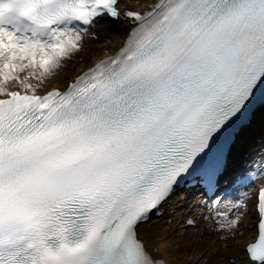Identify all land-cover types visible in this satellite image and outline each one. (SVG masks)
I'll return each mask as SVG.
<instances>
[{
	"label": "snow or ice",
	"instance_id": "6c2138e0",
	"mask_svg": "<svg viewBox=\"0 0 264 264\" xmlns=\"http://www.w3.org/2000/svg\"><path fill=\"white\" fill-rule=\"evenodd\" d=\"M120 3L0 0V264H167L140 226L189 176L222 239L241 223L218 187L234 125L264 104V0ZM121 15L117 54L49 90ZM258 214L245 264H264V188Z\"/></svg>",
	"mask_w": 264,
	"mask_h": 264
},
{
	"label": "bare ground",
	"instance_id": "6f19581e",
	"mask_svg": "<svg viewBox=\"0 0 264 264\" xmlns=\"http://www.w3.org/2000/svg\"><path fill=\"white\" fill-rule=\"evenodd\" d=\"M154 3L155 0H121L119 8L121 12H126L128 10L143 12L150 9ZM132 27L133 24L130 22L129 18L123 15H121L119 19L99 20L98 23L94 25L93 29L94 33L97 34V41L87 39L85 43L87 42L89 44H85V48L81 52L82 58L76 62L69 61L68 66L61 71V74L47 84V88L49 90L52 88L63 89L66 83H70L89 67L94 66L109 56L116 55ZM93 46L95 49L91 51V47ZM254 111V128L252 130H250L249 127L247 128V138L242 137V134L239 136L236 141L238 147H243L247 139H252L256 134H258L257 137L260 139H264V104L256 107ZM257 128H261L259 133ZM244 136H246V133H244ZM258 148H260V154L264 153V142L259 144ZM258 148L257 146L252 147L249 153L257 152L259 150ZM236 149L237 147L234 146L232 148V153H234ZM262 161H264V156L262 157ZM262 184H264V169H262L261 177L258 182L249 186L247 189L240 190L236 195V199L244 201L246 206L241 208L238 213L231 218L236 219L239 217L241 220L238 229L234 232V238L228 240L222 239V237L233 236V230L230 229L228 233L226 232L222 235L219 245H214L218 243L217 241L209 245L211 248L213 247L209 258L206 260H197L195 262L196 264H235L232 262V258H234L236 264H245L246 252L244 248L256 234L255 225L250 227V224L257 219V187ZM182 195V193L172 195L168 198L167 202L163 204L165 212L162 215L155 218L153 217L140 226V237L147 241L149 247L153 249L159 248L167 264H193L191 261L196 257L199 249L198 246H196L197 241H199L197 238H195L193 242H189V245H179V237L185 236V234L182 233L189 230L183 227L182 222L178 224V217L185 213V210L176 208L177 203L184 198ZM223 205L224 203L222 202L221 206ZM170 209H175V212L169 214ZM206 215H210L209 209H206ZM197 216L199 217V219H197L199 230L204 231L203 218L205 214H197ZM186 237L187 235L185 238Z\"/></svg>",
	"mask_w": 264,
	"mask_h": 264
},
{
	"label": "rangeland",
	"instance_id": "374dc122",
	"mask_svg": "<svg viewBox=\"0 0 264 264\" xmlns=\"http://www.w3.org/2000/svg\"><path fill=\"white\" fill-rule=\"evenodd\" d=\"M136 2V1H135ZM94 41H97V39H94ZM86 45L89 43H85ZM95 44V43H94ZM95 48L94 46L91 47V51H93ZM80 58H82V53H80L79 55H77L76 57H74L72 60L79 61ZM71 62H74L72 61ZM211 216L213 217V213H211ZM214 219V218H213ZM170 221V220H169ZM219 225V221L216 222ZM203 224L205 226L206 231H200L199 229L196 228H187L189 230L184 231L182 234H185V236L187 235V237L185 238V236H181L179 237L180 239V246L183 245H189V242H193L195 238H197L199 241H197L196 246H198V252L196 254V257L191 261V263L196 264L195 262L197 260H206L207 258H209L210 254H211V248L209 246V244H214L212 242L217 241L218 243H215L214 245H219V242L221 240V234L222 233H227L230 231V229L228 228H224L223 230H218V228H214L216 229V231H213V228H211V220L209 218H204ZM208 227H210L212 230H209ZM229 230V231H228ZM204 233V235H203ZM203 235V236H202ZM202 236V237H201ZM201 237V238H200ZM219 237V239H218ZM176 242V241H175ZM198 244V245H197Z\"/></svg>",
	"mask_w": 264,
	"mask_h": 264
}]
</instances>
